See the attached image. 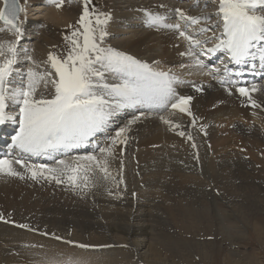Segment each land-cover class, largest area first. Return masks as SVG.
Returning a JSON list of instances; mask_svg holds the SVG:
<instances>
[{
    "label": "bare ground",
    "instance_id": "6f19581e",
    "mask_svg": "<svg viewBox=\"0 0 264 264\" xmlns=\"http://www.w3.org/2000/svg\"><path fill=\"white\" fill-rule=\"evenodd\" d=\"M128 2V0H123V3L128 4ZM130 3L128 5H133L129 8L131 13L126 12L127 14H124L125 16L121 18L120 11L118 13V11L111 10L113 12V19L111 20L117 21L121 18L126 21L123 23L125 26L144 24V29H139L140 31L130 29L127 32L128 34L125 33L127 37L118 42L115 48L148 63L152 67L154 66L158 70L171 71L178 77L179 82L174 83L173 87L178 95L192 97L189 105L192 115L172 110L165 113V115L168 114L165 119L171 121L172 124H166L164 120H161L164 125L163 123L161 124L168 127L169 131L170 127H173L179 133L183 131L186 138L188 137L186 134H192L197 139V142L192 143V140L189 139L186 142L173 135H165L166 133L162 135L161 128H159L161 125L158 126V123L149 122L144 115H138L141 118L131 125V131L126 134L127 143H118L115 146L113 155L117 157L109 156L107 158L108 174L103 175L102 180L95 184L96 189L90 196L89 194L87 195L86 199H92L93 204H88L86 208L83 206L82 210H80V207L83 200L79 199L78 188L73 189L76 196L71 199L66 196L65 202L68 199L70 201L62 205L59 202L52 201L53 197H64L63 194L52 193L53 188L57 186L55 181L50 182L47 180L49 185L46 188L37 187L35 182L43 180V177H38L34 180L24 168H19L13 164L14 168L23 175V179L20 176L16 177L0 173V215H2L0 218L7 221L6 224L0 223V264H187L188 261L191 262V259L188 258L189 254L184 258L181 256L185 252L183 250H186L184 249L185 246H187L188 250L194 249L193 251L201 258L203 264H211V259L204 248L205 243L199 244L191 241L177 243L171 241L168 237L160 238L159 234L153 231L154 227L155 229H168L170 222H174L176 223V228L182 234L192 235L194 233L193 229H197L202 224L205 228L210 225H204V220L212 222L214 218V216L213 218H208V213L210 212L208 209L199 211L188 210L196 204V201L200 202L198 199L189 202L185 207L180 206L182 201L193 199L199 192H195L194 195L192 190L187 188L185 180L180 175L181 169L184 168H181V165L175 166L173 153L167 146L181 148L179 146L180 142H178L181 141L187 144L188 147L189 145L192 147V143L196 145L197 150H195L197 153L209 156L211 151L207 147V138L210 135V140L217 155L216 159L219 161L218 172L215 170V166L208 169V173H214L210 180L216 186H221V191L229 192V189L226 188L230 187L228 183H230L229 174H232L230 162L233 158V148L238 141H243L242 136L247 133L248 121H253L255 126L257 124L261 125V127H255L254 130L259 134L260 141H263L264 149V88L262 87L264 82H262V85L259 83L255 85L256 91L254 93L253 91L250 92L251 98L256 102L257 106H252L249 110L247 97L236 95L234 91H227L216 84H208L207 77L201 75V72L196 67L195 59L187 55H181V53L187 51L188 43L183 37L179 36L177 31L163 27L147 26L146 15L148 12L158 14L164 19L172 18L175 6H171L170 0H134L133 2L130 1ZM176 7L178 6L176 5ZM22 8L24 11L21 12L20 16H23L28 7L22 4ZM72 9L70 8V10L63 12L55 11L57 16L50 18L49 22L58 25L61 23L58 21L62 19L63 23L67 24L71 19L70 12H72ZM129 9L127 10L130 11ZM181 10L184 11L183 9ZM169 13L171 15H168ZM177 16L179 15L177 14ZM0 25L4 26L1 21ZM124 30L125 28H122L118 32ZM150 41L162 44V48L161 45H158L161 48L159 55L150 53L154 49L151 46L148 47L147 51H144L145 46L156 45ZM45 42L47 46L50 44L47 39H45ZM32 53L33 57L38 61H45V55L48 50L45 51L43 48L38 47L34 48ZM180 84L185 86H180ZM199 85H201L199 87L201 90L197 91L196 88ZM217 104L220 105L218 106ZM194 117L196 122L193 125ZM141 122H143L142 125L134 126ZM144 123L147 126V129H145L146 133H139L141 137L138 140L134 137L135 132L137 129L140 131L144 130L146 128L143 127ZM173 125H178V127ZM238 132L241 133L240 136L237 135ZM218 134L221 136L219 139L216 138ZM223 134L225 136L222 137ZM203 135L206 138H203ZM178 136L180 135L178 134ZM134 138L138 140V143L135 142ZM171 141L177 143L175 144ZM99 144L100 148L107 147L111 144V138L101 140ZM122 147H125L124 153L121 152ZM137 147L139 151H141L140 149L144 150V156H139V160L134 158L133 154V148ZM190 147L189 150H191ZM180 150L184 152L181 155L184 161L182 164H184L186 169H191V173L195 172L194 164L192 163L195 154L192 153V157L185 149ZM164 154H167L166 159L163 158ZM101 155L100 159L103 158L102 153ZM196 157H198V154ZM135 161L136 165L134 164ZM109 165L114 171L121 173L122 177H125L122 180V188H112L109 186L113 184L105 183L111 179L114 180V173L109 169ZM136 170L143 172L144 180H142V183L148 191L143 192L139 189L136 192L138 185L135 182V175L138 173ZM166 171H173L176 175L168 177L169 174L165 175ZM146 172L149 173L148 178H146ZM220 173L223 176H219ZM92 175L94 174L92 173ZM222 181L226 184H222ZM65 182L67 181L65 180ZM151 189H155V191H151ZM123 191L125 193L129 191V199L132 197L133 200L132 195L137 194L138 197L146 200V203L139 200L137 202L134 201L132 204L128 202L129 204L126 203L121 209L118 205H122V202L106 196L107 193L115 194V196L123 195L125 194ZM225 193H223L224 196ZM47 194L51 195V198L47 197ZM69 194L71 195V193ZM155 198L160 200L161 207L158 203L154 204ZM165 203H173V206L165 207ZM201 205L207 207V204L203 205L202 202ZM70 206L75 207V209L69 210ZM115 206H118L117 210L113 208ZM125 206H130V208L128 207L125 211H119L123 210ZM95 207L99 211L95 210ZM144 207L149 208V212L156 211V215L151 213H137L138 216H136L137 214L132 215V210L135 212L139 208ZM76 208H79V210ZM158 211H162L161 215ZM202 213L207 214V217H201L200 219ZM83 214H89L93 218L97 217L100 220L92 221ZM163 215L165 217H162ZM220 223L222 221H219ZM21 225H27V227H21ZM33 227H37L39 232H44L48 235H59L77 242V244L80 243L79 245L93 246L95 249L90 251L88 248L79 247L76 243L75 246L58 245L53 241L54 237L52 236H41L33 233ZM86 241L89 243L86 244ZM175 247L180 249L178 254L175 251ZM103 248H106V250ZM176 250L178 249L176 248ZM234 253L239 255V252ZM247 258L248 262L256 264L250 261L255 258ZM230 261L227 259L225 264H233Z\"/></svg>",
    "mask_w": 264,
    "mask_h": 264
},
{
    "label": "snow or ice",
    "instance_id": "6c2138e0",
    "mask_svg": "<svg viewBox=\"0 0 264 264\" xmlns=\"http://www.w3.org/2000/svg\"><path fill=\"white\" fill-rule=\"evenodd\" d=\"M48 3L60 8L63 0H48ZM217 3L219 22L211 28L201 27L198 34L215 28L221 29L220 34L204 41L190 34L186 28L182 30L179 23H165L164 18L152 12L147 13L146 23L149 27L177 31L188 42L187 51L181 55L196 57L195 64L200 68L205 65L199 54L217 51L225 52L229 61L236 64L247 63L249 58L255 59L258 54L264 65V0H217ZM0 5V21L4 25L0 32L8 31L15 37L6 44L0 43V125L6 122L17 124L18 131L12 137L15 148L32 155H50L61 149L67 154V150L80 147L102 131L114 113L125 108H166L170 104L172 109L192 115L189 107L192 97L177 94L173 84L179 80L174 73L153 68L106 44V37L110 34L107 25L112 17L110 13L91 7L92 0H83L79 20L76 25H70V33L64 35L63 50L50 51L42 68L24 50V59L32 64L26 71L19 67L18 51L19 41L24 35L19 13L24 9L18 0H0ZM175 12L187 23H200V17L188 16L181 9ZM211 40L216 42L205 48L204 45ZM197 48L200 53L196 52ZM196 90L201 89L197 86ZM255 90V86L252 89L237 87L240 96L247 97L253 107L257 105L250 92ZM139 118L134 115L127 125L116 131L109 146L99 148L102 159L95 155L77 156L74 158L75 166L61 159L52 167L28 164L23 159L13 161L4 158L0 159V173L23 179L13 166L16 164L30 173L34 180L43 177L57 184L66 180L74 190L87 187L88 173L93 167L108 174L107 158L113 155L118 143H127L126 134ZM161 119L172 124L164 117ZM195 122L194 117L193 125ZM179 135L184 136L185 133L181 131ZM187 138L192 139L191 135ZM192 146L196 147L195 144ZM82 171L83 176L80 175Z\"/></svg>",
    "mask_w": 264,
    "mask_h": 264
},
{
    "label": "rangeland",
    "instance_id": "374dc122",
    "mask_svg": "<svg viewBox=\"0 0 264 264\" xmlns=\"http://www.w3.org/2000/svg\"><path fill=\"white\" fill-rule=\"evenodd\" d=\"M19 1L21 5L23 4L24 6L28 7L25 13L23 14V16L20 17V20L23 21L24 35L22 38L23 41L21 40L22 42L21 43L19 42L18 44V51H19V56H20L19 67L22 71H26V69L28 67H31L32 64L31 62H28L24 59V50H27V54L31 55L32 57H33L32 50L38 47L43 48V50L45 51L48 50V52L50 51L59 52L63 50L64 43H65L63 39L64 35L70 33L71 28L69 26L76 25L77 21L79 20V17L82 14L83 0H63L61 8H57L55 5L49 4L48 0H19ZM128 1H129L128 2L129 4L130 1L133 2L134 0L133 1L128 0ZM166 2L169 4L168 1ZM216 3H217V0H209V4L206 5L207 9H205L203 12L214 11L212 10L211 5L216 4ZM128 4L123 3V0L122 1L121 0H92L91 7H94L101 12L110 13L111 15L113 14L111 10L118 11V13L120 11L121 13L119 14L123 18L125 16L124 14H127L128 12L131 13V9L129 8L133 5H128ZM182 4L184 5V3ZM69 7L73 9H72V12H70L71 19L69 20V22H67V24L63 23L62 19L58 21V22H61L58 25L49 22L50 18L57 16L55 11L56 12H63L66 10L68 11L70 10ZM116 7L118 10L116 9ZM174 8L176 9L177 7L175 6ZM127 9H129L130 11H128ZM191 11L193 12L194 10H191ZM168 15H171V13H169ZM164 20H165L164 22L166 23L174 24V22H170L168 18ZM125 22L126 21H123V19L121 20L118 19L117 21L116 20L109 21L107 25V31L110 34L106 37L107 45L116 47V44L118 42H120L121 40L127 37V34H128L127 32H129L130 29L132 30L134 29L133 31H140L139 29L141 30L144 29V24H141V25L135 24L133 26H125L123 25V23ZM136 25H139V26H136ZM3 27L4 26L0 25V28H3ZM113 27H116L114 28L116 30V31L114 30V32L111 31ZM122 28H125V30L118 32V30H121ZM125 33L127 34L125 35ZM45 39L50 41V44L48 46L45 42ZM13 40H14V36L11 32H8V31L0 32V43L6 44L7 42L13 41ZM150 42L156 44L154 41H150ZM158 45H161V48H162L161 43H158L156 45L150 44L144 47V51H147L148 47L151 46V48H154V49L153 51H150V53H153L152 55L154 54L159 55L161 52V48ZM53 46H55V48H53ZM191 58L195 59V57H191ZM33 59L37 62L38 65H40L41 68L43 67V62L38 61L34 57ZM153 68L155 67L153 66ZM19 79L20 77L17 76L16 80L19 81ZM259 84L262 85L261 83ZM180 86H185V85L180 84ZM247 104L249 105L250 103H247ZM217 105L219 106L220 104H217ZM167 115L164 114L163 116L162 115L156 116L160 118L153 119V117L147 118L148 115L144 114V116L147 118L149 122L158 123V126L161 125L159 128H161L162 135H164L163 133H166L165 135H169V136L173 135L174 137H177L180 140L186 141L188 138H186L185 136H181V135L178 136L179 132H176L173 127H170V131H169L168 127L163 126L164 123L161 121L162 120L161 117L166 118ZM129 118L130 117L119 120L122 123L121 124L119 123L120 126L117 127L116 129H119L120 127L126 125L129 121ZM161 123H163V125ZM142 124L143 122L137 125L135 124L134 126L138 127L139 125H142ZM259 126L261 127V125L259 124L255 126L253 121H248V125L246 127L247 133L244 136H242L243 141L241 142L238 141L235 147L233 148V158H232V161L230 162L232 174H229L230 183L228 184L230 187L226 188V189H229V192L227 193H225L223 190L221 191L222 187L216 186V184H214L210 180V178L213 177L214 173L213 172L208 173V169L210 167L212 168L213 166H215V170L217 172L219 171V161L216 159L217 155L213 148L212 141L210 140V135L207 138V143H208L207 147H209V150L211 151L209 156H206V154L204 156L203 154L197 153L196 147L192 149L193 146L190 147V145L189 147L191 150H189V147L187 146V144H184L181 141H178L180 142L179 146L181 148L167 146L173 153V160H174L175 166L181 165L180 167L185 169L184 170L180 168L182 171L180 175H182L183 179L185 180V183L187 184V188L188 189L190 188L194 195H195V192L197 191L199 192V194L195 195L193 199H187L185 201H182L180 206L185 207L187 206L189 202L195 201L196 199H198V201L200 200V202L196 201V204L191 206L188 210L189 211H193V210L199 211L201 209L202 210L208 209L210 211L208 213V218H213V216L214 218L212 222L210 221L206 222V220H204L205 222L204 225H208V224L210 225H208V227L205 228L203 227V224H202V226L198 227L197 229H193L194 233L192 235L187 234V233L185 235L182 234V232L179 231L178 228H176V223L174 222H170V227L168 228L169 230L168 229L162 230L160 228L155 229V227L153 226L154 233L159 234L160 238L168 237L171 241H175L177 243L179 242L181 243L182 241H187V242L191 241V242L199 243V244L205 243L204 248L206 252L208 253V256L211 259L210 260L211 264H225L227 262V259L231 260L230 262H232L233 264H251L250 262H248L247 257L255 258L250 261L255 262L256 264H264V149H263V141H260L259 134H257L254 130L255 127H259ZM143 127H146V128H144V130L142 131L137 129L135 132L134 137L137 138L138 140L141 137L139 136V133H142V134L146 133L145 129H147V126L145 123ZM263 131H261V133H263ZM115 133L116 131L114 130L111 137H115ZM186 135L187 136L191 135L192 143L197 142V139L194 138L192 134H186ZM237 135L240 136L241 133L238 132ZM223 136H225V134H223L222 137ZM181 137H183L184 139ZM135 138H134L135 142L138 143V140ZM204 138H206V136H204ZM216 138L219 139L221 138V136L218 134ZM172 143L176 144L177 142H172ZM192 143L191 145H193ZM180 149L182 150L185 149L186 152L188 151V153H190L191 155L192 153L195 154L193 161H192V163L194 164L193 168L195 170V172H193L194 175L193 173H191V169L190 170L186 169L184 164H182L184 161L182 160L183 156L181 155L184 154V152H182ZM140 150L141 151H139L138 147L133 148L134 158H137L138 160H139V156L141 157L142 155L144 156L143 154L144 150L143 149H140ZM197 154H198V157H196ZM100 155L101 153L95 154V156H97L98 159H100L99 158ZM166 155L167 154H164L163 158L166 159L167 158ZM137 159L135 160L138 161ZM136 161L134 163L135 165H136ZM66 162L74 164V158H72L71 161L68 160ZM109 169L113 171L114 180L117 182L115 183V181L111 179L110 181L108 182L106 181L105 183L113 184L112 186H109L112 188H116V187L122 188L123 184L121 183V181L125 177H122L120 179V176H118L117 172L114 171L110 167V165H109ZM136 172H138L135 175V179H136L135 182L138 183V185L136 184L137 185L136 192H138L139 189L143 192L148 191V189H146V187L143 186L144 184L142 183V180H144V176H142L143 172L141 173V171H137V170ZM92 173L94 175H92ZM145 174H146V178H148L149 173L146 172ZM80 175L83 176L84 172L82 171ZM88 175L89 177L91 176L88 181V183L90 184H88L87 187H84V189H82V187H80L81 189L78 188L79 191H77L79 195V199L83 200L81 201L82 205L80 207V210H82L84 207L86 208L88 204H93L92 199H86V197L88 194L90 196V194L96 189L95 184L98 183L100 180H102L103 178L102 176L106 174L100 171L98 168L93 167L92 171L88 173ZM120 175L122 176L121 173ZM165 175H168V177H171V175H176V173L173 171H166ZM219 176H223V175L220 173ZM223 182L224 181H222V184L225 185L226 183H223ZM44 183H46L45 180H37L35 182L37 187L43 185L42 188L45 185ZM67 183L68 182H64L61 184H67ZM151 191H155V189H151ZM52 193H57L58 195L63 194L64 196H67V197L69 196L70 199L76 196V194L72 190L68 189L67 187H62L59 191H56V192L54 191ZM69 193H71V195ZM123 193H125V191H123ZM223 193H225V196ZM48 196L51 198V195L47 194V197ZM106 196L117 199L118 202H122L123 203L122 205H118L120 208L124 207V205L128 202H131L132 204L134 201L137 202L138 200L140 202L146 203L145 202L146 200H143V198L138 197L137 194L132 195L133 200H132V197L131 199H129L130 197L129 191L123 195H118V196H115V194L107 193ZM55 198L53 197L52 201L59 202L62 205L64 203H69L70 201V199L68 200L66 199L67 201L65 202V197H61V196H57V198L56 199ZM201 202L203 203V205L207 204V207L202 206ZM156 203H158L159 206L161 207L160 200H157L155 198L154 204ZM118 206H115L113 208L114 209L116 208L115 210H117ZM164 206L170 207V206H173V203H165ZM128 207L130 208V206H125L123 210H119V211H125V209H127ZM68 209L72 210V209H75V207L70 206ZM76 209L79 210V208H76ZM133 209H135V207H133ZM139 209L135 212L134 210H132L131 212L132 215L133 214L136 215L137 213L138 214L151 213L153 215H156L155 214L156 211L149 212V208L147 207L139 208ZM95 210L99 211L97 207H95ZM161 213L162 211L159 212L160 215ZM138 214L136 216H138ZM83 215L86 218L91 219L92 221L100 220L97 217L93 218L89 214H83ZM162 217H165V215H163ZM201 217H207V214L202 213L200 216V219ZM219 221L220 222L222 221V223L219 224ZM57 236L60 237L59 235ZM60 238H64V237H60ZM85 243L88 244L89 242L86 241ZM88 247L92 248L90 249V251H94L95 249L93 246H88ZM176 248L178 250H176ZM103 249H106V248H103ZM184 249L186 250H183L185 252H183L181 256H183L184 258L186 255L189 254L188 258L191 259V262L187 260L188 263L203 264L201 262V258L197 256V254L193 251L194 249L188 250L187 246H185ZM84 251H88V250H84ZM96 251H100V250H96ZM175 251L178 254L180 252V249L178 247H175ZM234 252H239V255Z\"/></svg>",
    "mask_w": 264,
    "mask_h": 264
},
{
    "label": "water",
    "instance_id": "95a60500",
    "mask_svg": "<svg viewBox=\"0 0 264 264\" xmlns=\"http://www.w3.org/2000/svg\"><path fill=\"white\" fill-rule=\"evenodd\" d=\"M2 22V21H1Z\"/></svg>",
    "mask_w": 264,
    "mask_h": 264
}]
</instances>
